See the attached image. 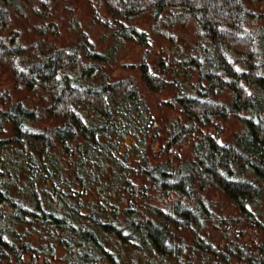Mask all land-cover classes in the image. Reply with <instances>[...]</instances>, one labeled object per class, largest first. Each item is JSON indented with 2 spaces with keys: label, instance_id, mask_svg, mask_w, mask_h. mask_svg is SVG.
<instances>
[{
  "label": "trees",
  "instance_id": "16d2710c",
  "mask_svg": "<svg viewBox=\"0 0 264 264\" xmlns=\"http://www.w3.org/2000/svg\"><path fill=\"white\" fill-rule=\"evenodd\" d=\"M74 1L0 0V264H264V0Z\"/></svg>",
  "mask_w": 264,
  "mask_h": 264
},
{
  "label": "rangeland",
  "instance_id": "374dc122",
  "mask_svg": "<svg viewBox=\"0 0 264 264\" xmlns=\"http://www.w3.org/2000/svg\"><path fill=\"white\" fill-rule=\"evenodd\" d=\"M87 5H85V2L83 0H75L74 1V8L75 11L74 13L77 15L79 19L82 21H86L89 18L88 10L86 8ZM259 9H261L264 12V3L260 5ZM74 17V16H73ZM72 18L71 15H67V17L64 19L62 22L63 24L61 25V35L57 37L56 40H53V43H56V45H62L64 44L63 42L66 41V38L68 39L71 35V32L69 31V23L68 21ZM74 19V18H72ZM148 23H149V18L148 15L142 14L140 17L137 19V25L140 29H143L148 32ZM91 32H95L94 38H97L100 36L102 30L94 28ZM190 30L188 28L180 30V33H183L184 35L188 36ZM158 44L162 43L163 45L165 42H167L164 38H159ZM126 44L120 48L119 52L116 55V60L112 64V72L113 75L116 77L123 76V75H133L136 80L139 82L138 78L139 75L135 69H130V67L127 66V64H133L138 61L139 56L141 53L144 51H148V45L147 46H142L131 43V42H125ZM5 79V74L2 75V80ZM140 87L143 90V93L145 95V98L147 102L152 106L153 112L155 114V117L157 119H161V117H175L176 116V111L172 109H162L157 103L161 100H164L165 97L167 96V92H162V93H156V94H150L148 93V90L144 88V85L140 83ZM145 89V90H144ZM241 124L234 118H229L227 121L224 123V128H223V136L225 138L231 137L233 133H235L239 128ZM254 233L251 230H248L245 238L246 239H251L254 237ZM37 260H33L30 256H26L23 262L17 263L15 261L12 262H4L2 264H57V259H51L49 256H40L39 258H35ZM48 259V260H47Z\"/></svg>",
  "mask_w": 264,
  "mask_h": 264
}]
</instances>
